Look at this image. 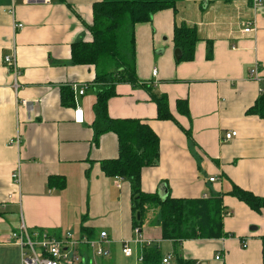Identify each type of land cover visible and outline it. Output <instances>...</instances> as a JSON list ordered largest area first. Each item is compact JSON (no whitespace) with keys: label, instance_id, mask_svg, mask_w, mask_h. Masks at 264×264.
Listing matches in <instances>:
<instances>
[{"label":"crops","instance_id":"obj_1","mask_svg":"<svg viewBox=\"0 0 264 264\" xmlns=\"http://www.w3.org/2000/svg\"><path fill=\"white\" fill-rule=\"evenodd\" d=\"M98 1L0 0V264H20L10 234L21 222L57 235L79 236L82 227L92 236L106 231L111 255L132 237L129 182L123 178L116 186L100 167L116 157V136L106 132L93 140L94 67L70 58L71 44L90 37L87 26ZM241 16L255 19V32L240 28ZM15 22L23 27L15 30ZM181 23L194 26L198 40L193 57L176 62L172 33ZM133 29L138 81L116 84L108 114L147 121L159 137L158 161L142 169L140 188L180 198L220 194L224 211L231 209L222 218L228 235L220 237L172 241L149 220L140 228L159 243L166 264H176V253L195 264H264V208L254 211L228 194L234 184L264 197V118L246 112L258 96L248 69L258 62L264 76V3L253 11L249 0H180ZM14 52L17 75L3 62ZM83 84L84 93L64 105L62 90ZM148 87L166 96L175 120L156 118ZM177 99L187 100L188 116L177 112ZM76 106L83 109V123L73 121ZM229 130L237 134L226 141ZM18 134L20 142L10 143ZM17 165L19 185L11 177ZM50 175L59 177L51 185ZM135 247L139 259L141 248Z\"/></svg>","mask_w":264,"mask_h":264},{"label":"trees","instance_id":"obj_2","mask_svg":"<svg viewBox=\"0 0 264 264\" xmlns=\"http://www.w3.org/2000/svg\"><path fill=\"white\" fill-rule=\"evenodd\" d=\"M178 1L180 0H100L92 6L93 19L87 26L90 37L75 41L70 46L73 64L91 65L95 70L92 84L95 92V101L92 105L94 119L91 123L94 142L96 143L98 137L106 132L114 133L117 139L116 157L102 160L101 170L106 175L121 176L128 180L132 225L140 227L149 220L151 225L160 228L162 239L172 241L228 235L223 231L222 214L225 209L222 197L219 194L207 198H180L170 196L168 192L162 196L159 190L143 191L140 188L141 172L144 167L157 163L159 137L147 121L130 117H111L108 114V100L116 96V84L121 82L136 84L138 81L134 25L149 21L157 11L175 9ZM197 40L198 35L194 26L185 23L175 26L172 41L179 51L175 61L190 60ZM210 55L211 46L208 44L207 57ZM148 91L156 105V118L175 120L169 110L166 96L153 92L149 87ZM72 100V88L63 89L62 103L67 105ZM176 110L188 116L187 100L177 99ZM246 112L264 118V93L258 94ZM184 132L190 135V130ZM55 177L57 176L48 177L49 185L53 184ZM62 183L61 178L60 184ZM228 194L238 198L254 211L264 208V197L237 185L233 184ZM82 231L88 236L92 235L84 227ZM141 257L140 264H162L159 243L143 245ZM176 264L195 262L176 253Z\"/></svg>","mask_w":264,"mask_h":264},{"label":"built area","instance_id":"obj_3","mask_svg":"<svg viewBox=\"0 0 264 264\" xmlns=\"http://www.w3.org/2000/svg\"><path fill=\"white\" fill-rule=\"evenodd\" d=\"M27 2H49L51 0H25ZM250 6L253 11H256L263 3L264 0H249ZM23 24L21 22H15L13 28L15 30L21 29ZM243 31L245 33H253L256 31L255 19L249 20ZM3 62L5 66L17 75L18 68L16 65L15 52L11 55H4ZM152 75H156V69L152 70ZM248 76L250 79L258 83V94L264 93V76L260 75L259 63L255 62L248 69ZM87 85H74L72 88L73 96L82 95ZM27 100L23 99L22 104H26ZM73 121L76 123L84 122L83 109L81 107H75L73 109ZM235 130H229L224 134V140L232 139L236 136ZM10 143L20 142V134L9 140ZM14 183L19 185L20 167L19 165L12 171L11 174ZM116 179V186H120V182L123 179L121 176H114ZM210 182L215 181V177L208 179ZM11 195H8L10 199ZM207 194L204 193L202 198H207ZM5 203H2L4 206ZM223 216H230L231 211H224ZM10 239L20 248V264H97V260L100 258L108 257L110 254V239L106 231H99L97 235L88 236L82 234L74 236L72 233L67 232L63 235L56 236L43 229L28 228L21 222L17 228H15L11 234ZM153 241L146 237L144 231L139 226L132 228V237L130 239L121 240L122 253L126 256L132 254L131 243L139 245L142 250L143 245H150ZM242 246L245 247V242H242ZM141 253L139 260H141ZM168 258V257H167ZM166 257L162 259V264H166L168 259ZM220 255H216L215 259H219Z\"/></svg>","mask_w":264,"mask_h":264},{"label":"rangeland","instance_id":"obj_4","mask_svg":"<svg viewBox=\"0 0 264 264\" xmlns=\"http://www.w3.org/2000/svg\"><path fill=\"white\" fill-rule=\"evenodd\" d=\"M240 20H241L240 28H242L243 26H245V24H246L247 21H246V18L245 17H242V16H241V19ZM224 181L226 182L225 179H224ZM229 210H231V209H229ZM47 232L53 234V232H51V231H47ZM74 236H76V235H74ZM131 248L134 251L133 256L131 258H129V259H125L124 256H123V254H122V252H121L120 245H117L116 246V249H115V253L113 255L110 254L108 256V258L111 259V262H108L107 264H140V261L138 259V250H136V247L133 244H131Z\"/></svg>","mask_w":264,"mask_h":264},{"label":"water","instance_id":"obj_5","mask_svg":"<svg viewBox=\"0 0 264 264\" xmlns=\"http://www.w3.org/2000/svg\"><path fill=\"white\" fill-rule=\"evenodd\" d=\"M178 53H179V51H178V49H176V51H175L176 57H178Z\"/></svg>","mask_w":264,"mask_h":264}]
</instances>
